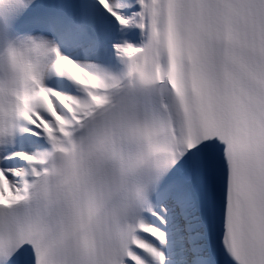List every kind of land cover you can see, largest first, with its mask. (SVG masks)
I'll use <instances>...</instances> for the list:
<instances>
[{
	"label": "snow or ice",
	"instance_id": "snow-or-ice-1",
	"mask_svg": "<svg viewBox=\"0 0 264 264\" xmlns=\"http://www.w3.org/2000/svg\"><path fill=\"white\" fill-rule=\"evenodd\" d=\"M0 264H264V0H0Z\"/></svg>",
	"mask_w": 264,
	"mask_h": 264
}]
</instances>
